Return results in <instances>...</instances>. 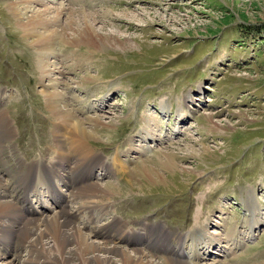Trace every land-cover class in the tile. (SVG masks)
Returning a JSON list of instances; mask_svg holds the SVG:
<instances>
[{"label": "rangeland", "instance_id": "1", "mask_svg": "<svg viewBox=\"0 0 264 264\" xmlns=\"http://www.w3.org/2000/svg\"><path fill=\"white\" fill-rule=\"evenodd\" d=\"M12 1L20 2L17 11L22 20L45 9L50 18L65 12L62 17L57 15L58 28L64 33L58 45L61 62L55 67H61L64 78L57 71L50 77L62 80L59 89L68 96L75 112L80 113L79 108H89L88 112L80 113L81 117L103 116V121L112 122V128L105 129L102 137L91 142L92 149L98 155L103 152L109 161L117 153L118 145L124 149L122 143L126 139L138 143L145 136L143 144L151 146L145 155L137 156L143 160L137 158L133 163L128 162L129 158L122 160L123 154L122 158L115 156L113 172L115 169L122 171L128 164L136 169L148 161V157L153 162L161 151L174 152L169 167L159 170L158 182L140 177L138 187L130 182L133 174L128 171L106 177L105 170L96 167L95 176L93 173L89 179L94 182L90 184L107 187L117 183L118 193L110 199L113 202L108 216L96 219L88 228L82 224L83 230L89 232L95 228L97 231L96 226H104L111 216H118L134 226L150 219L167 232L184 233L174 234L178 240L177 244L175 240L172 242L175 250L186 242V237L188 240L195 237L186 234L188 231L200 235L196 245L191 243L188 253H176L184 260L193 259L191 253H198L205 255L201 259L197 256L201 263H264V224L260 225L259 221L264 223V0H43L40 3L0 0V95H6L4 101L0 98V110H5L13 132V148L0 157L3 159L0 169L5 171L6 180L8 174H17L20 158L25 162L45 156L46 161L54 159L55 153L53 151L50 157L48 144L54 138L52 130L59 127L53 125L52 110L43 92L51 78L43 75L38 63L36 45L32 43L36 37L24 32L22 20H18L9 8ZM84 15L97 19L93 23L95 29L105 34L113 33L118 38L127 36L130 40L126 44L109 39L113 42L107 41L102 46L86 38L88 34L81 30ZM214 65L218 71L215 76L211 69ZM193 88L196 90L192 95L187 90ZM104 95V100L110 98L108 108L102 101ZM161 95L171 96L170 102ZM166 101L170 111L175 109V116L178 110L181 123L188 116L185 110L192 112L180 128L184 132L177 131L179 135L172 133L176 124L174 114L165 118L158 116V112H163L156 107L161 102L166 106ZM165 106L161 105L163 109ZM149 113L154 117L146 116ZM147 123L160 124V128L157 127L160 130L149 128ZM143 129L154 130V140L168 134L171 141L165 135L164 142L151 143L147 130L137 138V133ZM129 146L132 151L136 149L133 143ZM110 167L106 166L107 171ZM65 189L61 188L66 192ZM14 193L12 191L13 197ZM15 200L19 202V197ZM75 202L67 206L70 211L80 205L79 198ZM221 203L227 208L220 206ZM257 203L261 207L258 215L263 213L259 219L255 218L258 209L254 204ZM63 207L41 216L51 217ZM218 207L221 214L224 211L222 215ZM251 214L254 218L249 217ZM145 215L153 216L146 218ZM209 217L212 224L208 231L202 230L201 226ZM222 217L227 218L228 226L233 225L229 230L231 236H226ZM252 225L254 235L248 239L246 234ZM234 228L242 244L233 250L226 248L223 253L219 246L211 245L210 249L216 254L207 257L209 244L204 242L212 238L216 241L217 236L228 237L227 241L235 244L231 239L235 236ZM198 229L210 235L205 236ZM220 244L228 243L220 241ZM126 245L124 248H128ZM181 245L184 249L185 244ZM134 246L144 247L146 242L133 243ZM18 254L21 257L14 259ZM158 254L160 259L166 255L164 252ZM8 255L3 259L12 264L28 259L25 249L16 248Z\"/></svg>", "mask_w": 264, "mask_h": 264}, {"label": "bare ground", "instance_id": "2", "mask_svg": "<svg viewBox=\"0 0 264 264\" xmlns=\"http://www.w3.org/2000/svg\"><path fill=\"white\" fill-rule=\"evenodd\" d=\"M24 1L28 2L29 0ZM34 1L40 3L43 0ZM18 6H20V2L12 1L9 3V8L12 13H14V15L16 14L15 16L18 20H22L20 16L21 13L19 14L17 11ZM47 12V9H45L43 12L40 11L34 14V16L28 15L23 17L26 20L20 22L24 27V32L36 37L32 43L34 46L36 45L37 60L43 71V75L50 79V75L57 71L56 73L62 74V78H64V71H60L61 67H55L61 62L59 60L58 45L60 43L61 33H64L58 28L59 19H57V15L62 17L65 15V12L62 11L53 18L46 16ZM96 20V18L88 15H84V17L81 18V30L88 34L85 35L86 38L94 39L102 46L106 45L107 41L110 43L113 42L109 39L115 42L125 41L126 44L128 43L127 41L130 40L127 36L126 38H118L113 33L105 34L95 29L93 23ZM71 30H74V28H71ZM89 34H91L92 38ZM61 43H64V40L61 41ZM50 81V84L47 85L43 92L49 108L52 110L53 120L55 121L53 125L59 126L57 129L52 130L54 138L51 139L52 141L48 144V149L51 150L50 157H52L53 151L55 153L54 159L52 157V159L46 161L48 159L46 156L40 157V159H30V161L26 162L23 158H20V160L17 159V174L14 173L12 176L8 174L10 178L7 177L8 180L5 179L4 170L0 169V259H2L0 264H12L11 261H7L3 258L7 257L9 251L15 252L16 248L21 250L25 249L28 253V259H21V264H208L199 261V259L205 257L204 254L200 256L198 253H191V255L194 256L193 259L189 257L186 260L182 259V257L176 253L185 254V251L188 253L191 250V246L188 247L185 242H182L181 244H185L186 247L184 245L183 249L180 244L179 249L175 246V248L178 249L175 250L172 243L176 237L179 236V233L182 232H174L173 234L167 232L150 219L141 223L137 222L138 224L134 226L133 224L130 225L128 222L119 219L120 217L118 218V216H111L112 219H110L107 224H104V226H96L97 231L95 228H91L92 230L89 232L83 230V226L88 228L90 225L94 224L96 219L103 218L106 215L108 216L112 205L111 203L113 202L110 201V199L115 193H118L117 188L119 185L117 183L107 187H102L96 183L90 184L94 182L89 179L93 175L96 167L104 169V174L107 177L115 174L119 175L128 171V173L133 174L130 178V182L136 184L138 187V180L140 177L146 178L152 183L158 182L160 179H157V177L161 174L159 170L169 167L173 160L174 152L169 150L161 151L153 162H150L148 157V161L143 162L144 164L141 166H136V169H131V166L128 164L122 167V171L115 169L113 172L111 168L113 167L112 162L115 156L121 157L123 154L125 157L122 158V160L126 159L127 161L129 158L128 162L133 163L140 155H145L147 153L151 146H145V144H143L146 140L144 139L145 136L141 142L142 144H138L142 145L141 147L139 146L140 148L137 147L136 141H125L122 143L124 149H120V145H118L116 150L117 153L111 158V162L104 160L92 149L90 144L95 139L102 137V131L106 132V130L112 128V122L103 121V116L81 117L80 113L83 114L88 112V107L91 105L87 107V110L79 108L80 113L75 112L71 102L67 99L68 96L59 89L63 84L62 80L51 78ZM199 89L202 88L199 87ZM189 93L192 94L191 91ZM4 96L6 95H0L1 102L4 101ZM186 98L191 99V96L186 95ZM109 99L108 96L104 100V106H109ZM161 103H159L157 110L164 113L166 106L164 103ZM161 105H164L165 108L163 109ZM160 107L162 109H160ZM185 111L187 115L191 112L190 110ZM4 112L5 110H0V157L7 149L13 148V132L10 128V122ZM149 115L152 116V113L146 116ZM175 117L181 124L178 110ZM208 118L210 119L211 117L208 116ZM148 125L149 127H154L153 129L156 127L155 130L157 131L159 130L157 127L160 128L158 124L152 126L150 123ZM147 138L149 140H154L151 133L148 134ZM167 139L171 141L169 136H167ZM157 140L159 141L160 139ZM130 143L135 144V150L132 151V146H129ZM158 143L159 142H157L156 145H158ZM128 152L129 154L126 155ZM132 152H143V154L139 153L138 157H134L130 155ZM97 157H99L97 160H93V158ZM138 159L143 160V158ZM2 160L3 159H0V166L3 164ZM152 164L155 165V167L151 166ZM106 166H111L108 171ZM117 166L116 167L119 169L120 165ZM57 183L66 187L68 192L65 193L61 191ZM40 189H47V196L53 201L55 208L65 207L51 217H46L44 215L40 217L35 215L34 213L39 212L36 211L29 197L37 196L36 202L40 205L44 204L38 197ZM12 191L16 193L14 197ZM71 193L72 195H70ZM97 193H100V195ZM17 196L19 197V202L15 200ZM76 198H79L80 205L78 207L74 206L72 211H70L67 206L70 203H76ZM104 202H107V205L103 204ZM220 206L227 208L224 203H221ZM252 207L253 206H251V208ZM254 207L258 209L259 205L254 204ZM251 208L249 211H252ZM27 209L30 210V214ZM222 212L224 211L222 210ZM254 212L255 209L253 210V213ZM258 212L257 210L255 218L259 219ZM250 217L254 218L252 214ZM222 218V220H224L223 226L226 231L225 233L231 236L232 232L229 230L233 225L231 224L227 227V218ZM210 220L209 217V219L205 221L204 225L201 226L204 227V229L201 228L202 230L208 231V226L212 224ZM259 221L260 225L263 224L260 219ZM249 223L254 225L252 220H249ZM82 224L83 226H81ZM253 225L251 227L254 230ZM252 229L251 231H253ZM174 234H177V236ZM204 235L208 236V234ZM215 239L216 241L212 238L208 240V242H204L205 244H209V250L211 245L213 246V242L218 243L221 240V238L217 236H215ZM231 239L237 242L235 236H232ZM142 242H146V246L133 247V243ZM177 242L178 240L174 241L176 244ZM192 242V245L197 244L196 236L192 239ZM233 244L234 243L231 244L230 242L231 247ZM124 245L128 248H124ZM236 246L237 245L234 244L233 248ZM129 247H132V250L129 249ZM185 248L189 250H185ZM223 250L225 249L223 248ZM159 252L166 253L163 259L157 257ZM198 255L199 259H196ZM208 255L209 254H206L207 257ZM20 257L21 255L18 254L14 256V259H19ZM211 264L223 263L214 262Z\"/></svg>", "mask_w": 264, "mask_h": 264}]
</instances>
